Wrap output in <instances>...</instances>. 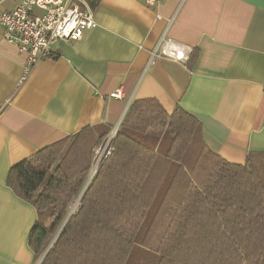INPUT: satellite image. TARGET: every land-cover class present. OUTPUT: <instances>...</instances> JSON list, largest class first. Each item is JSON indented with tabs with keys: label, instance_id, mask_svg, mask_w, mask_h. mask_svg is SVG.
<instances>
[{
	"label": "crops",
	"instance_id": "1",
	"mask_svg": "<svg viewBox=\"0 0 264 264\" xmlns=\"http://www.w3.org/2000/svg\"><path fill=\"white\" fill-rule=\"evenodd\" d=\"M146 1L100 0L95 27L55 41L29 70L0 27V264H37L27 244L37 212L7 186L10 168L83 127L111 132L132 100L193 114L229 162L264 153V0ZM163 38L196 51L192 68L167 57L148 64Z\"/></svg>",
	"mask_w": 264,
	"mask_h": 264
},
{
	"label": "trees",
	"instance_id": "2",
	"mask_svg": "<svg viewBox=\"0 0 264 264\" xmlns=\"http://www.w3.org/2000/svg\"><path fill=\"white\" fill-rule=\"evenodd\" d=\"M109 132L83 127L10 168L37 212L35 262L51 244L40 264H264V153L229 162L154 98L131 101L99 159Z\"/></svg>",
	"mask_w": 264,
	"mask_h": 264
},
{
	"label": "built area",
	"instance_id": "3",
	"mask_svg": "<svg viewBox=\"0 0 264 264\" xmlns=\"http://www.w3.org/2000/svg\"><path fill=\"white\" fill-rule=\"evenodd\" d=\"M10 10L0 8V27L3 38L16 44L25 55L26 70L36 62L53 56L52 45L55 41L78 40L86 29L96 26L89 0H12ZM158 0H147L153 4ZM192 52V47L178 43L170 38H163L151 52L148 64L157 57H167L185 63ZM121 98L118 89L110 94ZM97 150L98 158L107 150L111 140Z\"/></svg>",
	"mask_w": 264,
	"mask_h": 264
},
{
	"label": "water",
	"instance_id": "4",
	"mask_svg": "<svg viewBox=\"0 0 264 264\" xmlns=\"http://www.w3.org/2000/svg\"><path fill=\"white\" fill-rule=\"evenodd\" d=\"M119 122H120V121H119ZM118 125H119V123H117V125H116V126L114 127V129L111 131L112 133L116 131ZM91 175H92V172H91L89 178L91 177ZM78 198H79V197H78ZM78 198H77V200L75 201L74 206L77 204V202H78ZM71 211H72V208H71ZM65 222H66V220L64 221L63 225L65 224ZM63 225H62V226H63ZM56 236H57V235H56ZM56 236H55V238H56ZM55 238L52 240V242L55 240ZM52 242H51V243H52ZM50 246H51V244H50ZM50 246L47 248V250L45 251V253H44V254L42 255V257L39 259V261L37 262V264H40V262H41L42 259L44 258L45 254L47 253V251H48V249L50 248Z\"/></svg>",
	"mask_w": 264,
	"mask_h": 264
},
{
	"label": "rangeland",
	"instance_id": "5",
	"mask_svg": "<svg viewBox=\"0 0 264 264\" xmlns=\"http://www.w3.org/2000/svg\"><path fill=\"white\" fill-rule=\"evenodd\" d=\"M192 49H193V48H192ZM115 132H116V131H115ZM115 132H113V133H112V132H109V134H108L107 137H106V140L104 141L105 144H106L107 139H108L110 136H112V137L114 136ZM96 155H97V154H96ZM98 155H99V154H98ZM97 157H98V156H97ZM93 173H94V171L92 170V174H93ZM74 207H75V206L73 205V206H72V210L74 209ZM39 259H40V258H39ZM39 259H38V261H39ZM38 261H37V262H38Z\"/></svg>",
	"mask_w": 264,
	"mask_h": 264
},
{
	"label": "bare ground",
	"instance_id": "6",
	"mask_svg": "<svg viewBox=\"0 0 264 264\" xmlns=\"http://www.w3.org/2000/svg\"><path fill=\"white\" fill-rule=\"evenodd\" d=\"M92 176V175H91Z\"/></svg>",
	"mask_w": 264,
	"mask_h": 264
}]
</instances>
